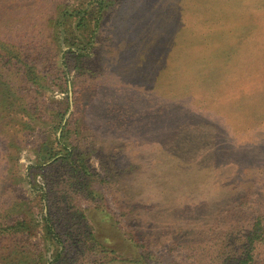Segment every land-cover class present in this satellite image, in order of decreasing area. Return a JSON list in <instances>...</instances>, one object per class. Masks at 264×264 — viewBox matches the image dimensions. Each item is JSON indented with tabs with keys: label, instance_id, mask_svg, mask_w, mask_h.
I'll return each mask as SVG.
<instances>
[{
	"label": "rangeland",
	"instance_id": "1",
	"mask_svg": "<svg viewBox=\"0 0 264 264\" xmlns=\"http://www.w3.org/2000/svg\"><path fill=\"white\" fill-rule=\"evenodd\" d=\"M101 1L81 33L79 13ZM90 35L66 93V54ZM67 130L94 195L70 206L63 191L46 199L35 168ZM258 205L264 0H0V264H222Z\"/></svg>",
	"mask_w": 264,
	"mask_h": 264
},
{
	"label": "trees",
	"instance_id": "2",
	"mask_svg": "<svg viewBox=\"0 0 264 264\" xmlns=\"http://www.w3.org/2000/svg\"><path fill=\"white\" fill-rule=\"evenodd\" d=\"M110 4V2L101 1L91 5L89 9H84L81 13H79L76 26L77 30H79L81 33H84V31H87L90 28L92 35L93 28L99 25L101 16H103L105 9H107ZM66 16L69 17L68 15ZM91 35L88 38L87 44H77L75 51L70 49L66 54L64 71H62V77L64 79L62 88L66 93L67 80L69 78V74L72 71H75V75L77 77L87 74L88 67L85 63V52L86 48H88V45L90 44V39H92ZM1 45L3 46L4 44ZM59 122L60 125L61 120ZM70 137L71 132L70 130H67L65 135H61L63 143L57 141L56 148L58 150L54 151V153L48 157L47 161L49 164L45 165L44 163L42 165L35 166L36 169H41V171H43V181L45 183V187L48 189L47 193H45V196H47L46 199L48 200V196H51L57 191H63L64 194L62 195V198L65 202H67V206H70L69 204L72 205L73 201H75L78 196H85L87 198H92L94 196L93 193L90 192L89 187V183H91L90 180L93 179L92 168L85 160L83 152H80L78 147L81 146L78 143L73 145L72 141L70 143ZM47 152H49V149ZM62 165L64 172L63 176L60 177L59 180L53 181V179H47L51 176V174L47 175L48 169H53L55 166L61 167ZM55 210L56 208H54V211ZM261 210L262 209L259 205L253 206V208L250 210V214H252V223L249 229L242 235V237H236V242L234 243L235 252L233 256L227 255L223 251L225 247L218 249L217 259L218 256L221 255L218 259V262L225 258L222 264H226L227 261L229 264H264V211ZM73 214H79L83 217L82 211L77 210L73 212ZM43 221L45 223L43 226L45 239L50 238V242H52L53 247H58V244L62 245L63 242L61 240V235H59L58 238L55 236L56 233H59V227L56 225L51 214H47L46 217L43 218ZM9 229H11L10 231L13 233V235H19L25 232L26 225L24 222L21 224L16 222V224L10 226ZM89 238V241L95 242L93 235H89ZM80 243L82 244L81 241H77V245ZM61 252H56L53 258L54 263L60 260L62 254ZM39 256L40 255H37V259H39Z\"/></svg>",
	"mask_w": 264,
	"mask_h": 264
}]
</instances>
